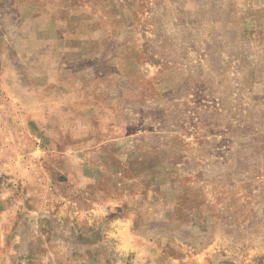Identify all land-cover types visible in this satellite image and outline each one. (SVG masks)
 I'll use <instances>...</instances> for the list:
<instances>
[{"label":"rangeland","instance_id":"rangeland-1","mask_svg":"<svg viewBox=\"0 0 264 264\" xmlns=\"http://www.w3.org/2000/svg\"><path fill=\"white\" fill-rule=\"evenodd\" d=\"M0 264H264V0H0Z\"/></svg>","mask_w":264,"mask_h":264}]
</instances>
